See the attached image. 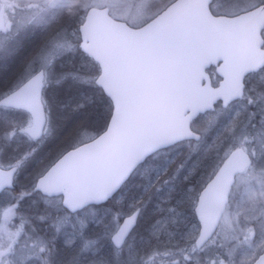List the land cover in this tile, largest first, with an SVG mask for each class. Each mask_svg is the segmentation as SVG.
<instances>
[{
	"label": "snow or ice",
	"instance_id": "6c2138e0",
	"mask_svg": "<svg viewBox=\"0 0 264 264\" xmlns=\"http://www.w3.org/2000/svg\"><path fill=\"white\" fill-rule=\"evenodd\" d=\"M0 264H264V0H0Z\"/></svg>",
	"mask_w": 264,
	"mask_h": 264
},
{
	"label": "water",
	"instance_id": "95a60500",
	"mask_svg": "<svg viewBox=\"0 0 264 264\" xmlns=\"http://www.w3.org/2000/svg\"><path fill=\"white\" fill-rule=\"evenodd\" d=\"M260 37L255 30L242 27L239 32L229 37V47L231 49V62L228 65L218 63L224 59L220 52L219 45L206 46L200 50L194 60H190L184 67V75L187 81L193 77L205 83L200 87L195 95L198 99H203L210 95L213 87L206 69L210 66H217V73L221 77L226 73L236 75L246 64L255 62L261 58L259 45ZM187 91H190L186 89Z\"/></svg>",
	"mask_w": 264,
	"mask_h": 264
},
{
	"label": "rangeland",
	"instance_id": "374dc122",
	"mask_svg": "<svg viewBox=\"0 0 264 264\" xmlns=\"http://www.w3.org/2000/svg\"><path fill=\"white\" fill-rule=\"evenodd\" d=\"M217 2H218L219 4H221L222 6L224 5V0H217ZM212 76H213V77L215 76L213 72H212ZM217 81H218V79H217ZM221 225H222V226H226V225L224 224L223 220L221 221Z\"/></svg>",
	"mask_w": 264,
	"mask_h": 264
}]
</instances>
